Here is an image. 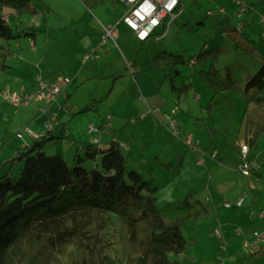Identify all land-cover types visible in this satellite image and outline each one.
<instances>
[{"label":"rangeland","instance_id":"rangeland-1","mask_svg":"<svg viewBox=\"0 0 264 264\" xmlns=\"http://www.w3.org/2000/svg\"><path fill=\"white\" fill-rule=\"evenodd\" d=\"M244 2L255 3L256 11L237 15L234 0H182L178 16L162 36L166 28H159L145 42L136 41L132 33L119 32L116 44L108 40L94 53L85 48V40L101 28L100 23L113 24L121 17V0L99 4L95 0H30V9L21 11L0 5V11L11 15L13 33L19 34L10 44L31 42L23 34L31 26L36 29L38 53L52 54L42 57V65L58 56L68 57L71 49V68L82 72L81 82L70 87L64 110L51 109L50 115L43 111L45 102L15 107L3 92L8 103L6 112H0V170L12 165L10 175L17 180L28 153L21 144L34 140L24 128L46 133L44 123L55 117L53 130L48 132L51 136L43 143L45 154H61L70 167L78 164L79 156L85 169H100V155L85 158V146L104 148L115 140L127 171H136L154 189L161 213L169 220L185 217L181 233L186 247L181 254H171L169 264H264V241L254 254L243 247L255 231L264 232V216H259L264 208V89H243L264 62V4ZM221 8L225 13H219ZM61 28L74 32L75 40L59 43L49 38ZM238 37L252 43L235 47ZM210 49L215 50L214 66L221 72L231 69L237 79L235 88L216 95L199 74L201 64L189 66L191 58ZM84 55L91 58L85 60ZM157 55L159 60H155ZM176 69L180 73L174 78ZM60 71L72 74L64 63ZM170 117L175 127L170 126ZM90 124L100 129L98 144L92 142L98 133L87 132ZM18 132L22 138L16 136ZM189 136L192 144L186 145ZM242 143L249 146L245 162L252 168L248 175L238 170L244 163ZM202 152L205 155L199 163ZM243 195L241 207L223 206ZM202 207L206 214L186 217ZM100 236L106 260L122 264L115 229L105 227ZM72 253L73 248H68L60 261L68 264Z\"/></svg>","mask_w":264,"mask_h":264},{"label":"trees","instance_id":"trees-1","mask_svg":"<svg viewBox=\"0 0 264 264\" xmlns=\"http://www.w3.org/2000/svg\"><path fill=\"white\" fill-rule=\"evenodd\" d=\"M0 5L29 10L30 0H0ZM17 36L1 15L0 68L10 54L8 42ZM234 43L247 47L252 41L238 37ZM214 51H200L195 63L201 64L199 74L216 95L235 88L237 79L231 69L221 72L214 66ZM179 73L174 70L173 77ZM243 89H264V62ZM49 137L45 133L24 147L28 153L17 180L10 175L12 165L0 170V264H63L59 257L70 247L68 264H113L101 249L100 235L108 226L119 238L122 264H169L171 254L184 251L185 217L169 220L161 213L149 182L136 171H127L118 142L111 140L106 148L85 146V158L101 159L100 169L87 170L79 164L83 160L79 156L78 164L70 167L61 154H45L42 147ZM206 212L202 207L186 217Z\"/></svg>","mask_w":264,"mask_h":264},{"label":"built area","instance_id":"built-area-1","mask_svg":"<svg viewBox=\"0 0 264 264\" xmlns=\"http://www.w3.org/2000/svg\"><path fill=\"white\" fill-rule=\"evenodd\" d=\"M126 5V10L121 15L116 23L108 24L106 26L102 25V43H105L107 40H111L116 44V39L118 35L117 25L119 22L123 23L132 33L135 38L144 42L149 39L155 29L160 25H163L166 28L165 31L162 32L161 36L168 30L171 22L178 16L179 14V6L180 0H124ZM235 5L238 7L237 15L245 14L249 6L245 4L244 0H234ZM208 14H212L213 12L208 11ZM219 13H225L224 9H219ZM3 20L8 22V15L3 16ZM261 22L264 25V16H261ZM240 28V27H238ZM237 29V28H236ZM87 58L88 56H84ZM195 64V58H191L189 60V66H193ZM71 82L70 77L65 75H57L53 80L45 79L41 76L36 79V87L33 91H26L24 88H20L19 90L14 91H6L5 98L8 99L11 104L15 107L18 106H26L31 101H43L46 103L55 102L61 93L64 91L66 86ZM195 99L198 98V95L194 94ZM177 108L171 111V114L174 115ZM107 120L110 119L109 115L105 117ZM56 120L55 117L50 119V122L44 123V128L47 130L46 133L52 130L53 124L52 122ZM170 126L175 127L176 121L174 118L170 117ZM24 131L32 138L38 139L45 134L43 133H34L28 127L24 128ZM87 132L89 134L98 133L97 137L92 138V142L98 144L100 142V129L93 124L88 125ZM175 135H178V131L175 129L173 131ZM18 138H22L23 133L18 132L16 134ZM186 145L192 144L191 136L187 137L184 140ZM24 147L27 144H23ZM240 151L242 153V157L244 159V163L238 166V170L242 172L244 175L249 174V170L252 168L249 163H246L245 160L247 158V154L249 152L248 144L242 143L240 145ZM204 152L201 153V158L199 159V163H201V159L204 156ZM211 157L215 156V152L211 153ZM244 197L238 198L235 202H225L223 206L225 208L230 207H241L244 202ZM259 216H264V208L261 209ZM252 240H246L243 244L246 252L249 254H254L258 251L261 243L264 241V232L260 233L255 231L253 233Z\"/></svg>","mask_w":264,"mask_h":264},{"label":"crops","instance_id":"crops-1","mask_svg":"<svg viewBox=\"0 0 264 264\" xmlns=\"http://www.w3.org/2000/svg\"><path fill=\"white\" fill-rule=\"evenodd\" d=\"M95 1H96V3H98L97 0H95ZM121 3L124 5V10L121 13V14H123L124 11L126 10V5L124 3V0H121ZM250 5L251 6H249V9L246 13H248L249 11H252L250 13H253L254 11H256L255 3H252V4L250 3ZM180 6H182V0H180ZM180 6H179V12H180ZM1 15H3V16L8 15V24L10 25V22H11L10 16L11 15H9L8 12L3 11L2 9L0 11V16ZM116 22H114V23H116ZM100 25H101V28L95 29L96 30L95 34L89 35V39L85 40V42H84L87 45L85 48H87L89 50V52H92V53L97 52L99 50L100 45L103 46L108 42V40H107L105 43H102V35H103L102 25L103 24L100 23ZM103 26H106V25H103ZM117 28H118L117 37L119 36V32L132 33V31H130L121 22L118 23ZM159 28L164 29V26L160 25L159 27H157L155 29L153 35L158 34ZM11 29H12V27H11ZM47 29H48L47 26H45L44 30L46 31V33H47ZM35 30H36L35 28L29 26L28 28L25 29V31L23 33L25 36L32 39L31 42L26 39V40H22V41L21 40L16 41L14 44H10V41L12 40L11 39L7 44L8 48L10 50V54L4 62L5 66L3 68H0V112H2V113L6 112L5 103L7 102V100L3 96V92L10 91V90H19L20 88H24L26 91H33L36 87L37 77L41 76L45 79L53 80L57 75H65V74H62V72L60 71V68L62 67V63H64V67H66V69H69L70 71H72V74H69V75H71L70 77L72 78V79L70 78L71 82L66 86L64 91L61 93V95L58 97V99L55 102L47 103V105H45L46 107L43 110L44 112L49 113V115H50L49 111H51V109H59V111L64 110L66 104L68 103L70 87L76 83L81 82V80H82L81 69L79 68L78 70H73L71 68L72 63L70 62V58H69L71 49H69V53H68L69 55L67 54L68 57L67 56H58L56 59L52 58V62H48L47 65H42V62H43L42 57L46 56L48 54L51 56L52 54H50L49 52L38 53V52H40V50L36 46L37 35H36ZM53 33L49 36V38H54L59 43H65L66 41H72V40L74 41L76 38V35L74 34V32L71 33L69 30H67V29L64 30L63 28L56 29L53 31ZM132 35L134 36L133 33H132ZM96 37H97V41L94 43L93 40H95ZM134 38H135V36H134ZM135 40L138 41L136 38H135ZM111 42H113V41H111ZM46 49H47V47H46ZM73 49H74V46H73ZM37 56L40 58H38L36 61ZM84 56H88L87 58L83 57L85 60H89L91 58V57H89V55H84ZM66 58H68V60H66ZM65 76H67V75H65ZM36 102H43V101H36ZM26 106H28V105H26ZM41 110H42V108H41ZM31 122H32V124H34L35 119L32 120ZM52 130H53V127H52ZM34 133H36V132H34ZM37 133H43V130L37 131ZM49 136H51L50 133H49ZM29 144L30 143H28L27 146ZM108 144H109V142L107 143L106 147L108 146ZM21 146H22V148H24L23 144H21ZM106 147H104V148H106Z\"/></svg>","mask_w":264,"mask_h":264}]
</instances>
